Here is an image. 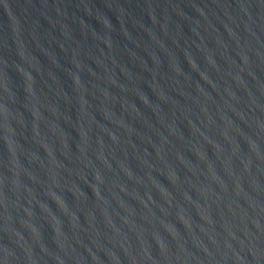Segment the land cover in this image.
I'll list each match as a JSON object with an SVG mask.
<instances>
[{
    "label": "water",
    "instance_id": "obj_1",
    "mask_svg": "<svg viewBox=\"0 0 264 264\" xmlns=\"http://www.w3.org/2000/svg\"><path fill=\"white\" fill-rule=\"evenodd\" d=\"M0 264H264V0H0Z\"/></svg>",
    "mask_w": 264,
    "mask_h": 264
}]
</instances>
